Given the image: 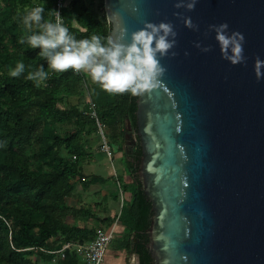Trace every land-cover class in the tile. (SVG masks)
Listing matches in <instances>:
<instances>
[{
	"label": "water",
	"instance_id": "water-1",
	"mask_svg": "<svg viewBox=\"0 0 264 264\" xmlns=\"http://www.w3.org/2000/svg\"><path fill=\"white\" fill-rule=\"evenodd\" d=\"M176 2L104 0L114 41L146 22L177 32L159 88L136 100L137 175L153 211L146 248L153 264H264V78L253 70L264 61V0H198L191 12ZM225 22L244 35L246 64L230 65L215 33L205 37Z\"/></svg>",
	"mask_w": 264,
	"mask_h": 264
},
{
	"label": "trees",
	"instance_id": "trees-1",
	"mask_svg": "<svg viewBox=\"0 0 264 264\" xmlns=\"http://www.w3.org/2000/svg\"><path fill=\"white\" fill-rule=\"evenodd\" d=\"M33 1L0 0V264H31L29 256L35 252L45 258L49 255L46 252L58 253L63 242L92 241V229L66 222L67 216L75 217L84 210L67 205L65 198L73 195L76 181L87 186L104 180L98 177L86 181L77 162L67 157L83 159L80 134H92L97 129L90 114L76 106H61L66 95L81 94L78 85L82 77L71 70L50 73L45 86L25 78L28 65L33 66L32 70L41 65L49 71L47 61L38 56L40 49L19 43L22 36L36 31L22 23L27 11L40 4ZM17 4L21 6L19 12ZM29 5L30 9H23ZM94 7V0H72L61 14L77 39L89 38L96 30L105 37L102 42L106 44L111 25L106 15L103 20L97 17ZM49 10L54 8L45 7V12ZM72 18L88 31L73 28ZM19 60L24 61L26 71L12 78L8 72ZM83 75L97 105L99 122L108 128L110 140L122 152L127 133L136 134L138 96L105 92L87 73ZM71 119L74 126L62 133L49 128L51 123ZM141 156L138 140L132 155L123 158L130 182L122 184L130 198L119 215L124 229L119 248L137 255L139 264H153L146 248L153 211L136 173ZM64 256L63 264H71L67 250Z\"/></svg>",
	"mask_w": 264,
	"mask_h": 264
},
{
	"label": "clouds",
	"instance_id": "clouds-1",
	"mask_svg": "<svg viewBox=\"0 0 264 264\" xmlns=\"http://www.w3.org/2000/svg\"><path fill=\"white\" fill-rule=\"evenodd\" d=\"M198 0H177L174 8L191 12L195 9ZM136 11V9H133ZM46 14V15H45ZM174 17L181 19L185 28L199 31V25L193 23L191 17H185L180 12H174ZM25 28H35L32 34L22 36L19 43L27 44L30 49H40L38 56L47 61L46 71L39 65L34 70L28 65L27 80L37 84L46 81L50 73L84 72L90 79L100 85L105 92L112 94L129 93L132 96H141L159 88L161 78L167 69L161 61L165 57H175L173 49L177 45V32L171 22L159 24L144 23L143 27L132 33L129 43L122 41L127 32L121 29L119 38L114 41L92 31L89 38L77 39L70 31L65 19L56 10L45 12L43 3L32 7L22 19ZM71 23L78 25L75 18ZM228 23L209 25L204 33L214 32V39L219 46L221 58L230 65L246 64L244 55V35L233 31L229 33ZM88 31L87 27L83 29ZM194 47L203 53L212 50L211 46L202 47L196 42ZM188 55L187 52L184 53ZM254 75L259 81L264 78V61L256 57L253 65ZM26 71L23 60L15 63L8 75L18 78Z\"/></svg>",
	"mask_w": 264,
	"mask_h": 264
},
{
	"label": "rangeland",
	"instance_id": "rangeland-1",
	"mask_svg": "<svg viewBox=\"0 0 264 264\" xmlns=\"http://www.w3.org/2000/svg\"><path fill=\"white\" fill-rule=\"evenodd\" d=\"M72 0H67L66 7L70 5ZM95 7L94 13L99 19H104V4L103 0H94ZM33 3H43L45 7L55 8V0L48 3V0H34ZM32 5L25 6L24 10L30 9ZM17 12L20 11L21 6L16 5ZM62 16V15H61ZM75 29L83 30L80 25L72 26ZM84 73V72H83ZM47 80L40 85L45 86ZM81 94H68L64 95V101L61 106L68 108L76 106L86 113H91V99L88 88L83 81L78 85ZM92 100V99H91ZM94 103V102H93ZM95 109L97 105L94 103ZM74 126L73 119L65 122H55L49 124V128L54 129L57 133H62ZM81 147L85 153L83 159L79 160L76 157H67L71 162H77V166L84 175L86 181H91L94 178L102 177L104 180L99 183H90L85 186L76 181L74 183L75 190L71 197L65 198V203L71 207L81 208L84 211L77 216H67L66 222L70 225L86 226L88 229H92L94 235L98 231L107 230L115 225L116 232L114 238L108 248V252L105 257L107 264L108 257H111L114 261H130V264L137 262L136 255L127 254L119 248V240L121 239V233H118V227L121 225L119 215L121 211V193L125 196V189L123 182H130V175L126 170L124 157L129 158L134 151L135 134L131 132L127 133L123 151H119L117 146L110 140L108 136V128L99 123L97 129L92 134H80ZM67 154V151H64ZM121 190V191H120ZM127 200V199H126ZM125 202V201H124ZM87 211V212H86ZM52 238L50 241H53ZM89 240V239H88ZM86 240L81 242L74 240L71 242H63L61 250L58 253H49L45 258L35 252L29 256L31 264H63L64 253L67 250L71 258V264H87L85 250L91 241ZM111 252V253H110Z\"/></svg>",
	"mask_w": 264,
	"mask_h": 264
},
{
	"label": "built area",
	"instance_id": "built-area-1",
	"mask_svg": "<svg viewBox=\"0 0 264 264\" xmlns=\"http://www.w3.org/2000/svg\"><path fill=\"white\" fill-rule=\"evenodd\" d=\"M66 3H67V0H56L54 10L58 11L60 15H62L61 10L66 6ZM75 73L78 74L80 77H82L83 83L85 84V86H87V82L84 79V75H83L84 73L83 72H79V73L75 72ZM89 102L91 103L92 111L91 113H88V114L94 117L97 124L99 125L100 122L96 114L95 105L91 99L89 100ZM123 202H124V194L121 193V207L123 205ZM115 232H116L115 225L110 227L107 230L96 232L93 240L90 242V244L86 247V250H85L87 264H102L105 261L108 248L114 238Z\"/></svg>",
	"mask_w": 264,
	"mask_h": 264
},
{
	"label": "crops",
	"instance_id": "crops-1",
	"mask_svg": "<svg viewBox=\"0 0 264 264\" xmlns=\"http://www.w3.org/2000/svg\"><path fill=\"white\" fill-rule=\"evenodd\" d=\"M125 182V181H124ZM128 183V182H127ZM130 198V193L129 192H125V196H124V201H126V199ZM124 203V202H123ZM122 208V207H121ZM121 212V211H120ZM118 233H122L123 232V226L120 225L118 227ZM111 253V252H110ZM108 261H106L107 264H130V261L126 260V261H114V259L112 260L111 257H108L107 259ZM105 262V261H104ZM103 262V263H104ZM135 264H138L137 262H135Z\"/></svg>",
	"mask_w": 264,
	"mask_h": 264
},
{
	"label": "flooded vegetation",
	"instance_id": "flooded-vegetation-1",
	"mask_svg": "<svg viewBox=\"0 0 264 264\" xmlns=\"http://www.w3.org/2000/svg\"><path fill=\"white\" fill-rule=\"evenodd\" d=\"M136 125H137V124H136ZM132 134H135V133H132ZM136 136H138V128L136 129L134 148H135L136 142H137L138 140H139V142H140L139 136H138V138H137ZM140 148H141V146H140ZM141 157H142V156H141ZM140 162H141V158H140V160H139L138 171H139V168H140ZM138 171H137V172H138ZM137 172H136V173H137ZM137 176H138V175H137Z\"/></svg>",
	"mask_w": 264,
	"mask_h": 264
}]
</instances>
